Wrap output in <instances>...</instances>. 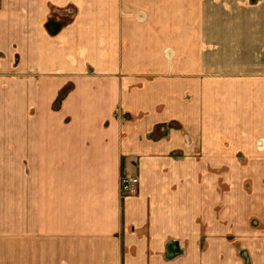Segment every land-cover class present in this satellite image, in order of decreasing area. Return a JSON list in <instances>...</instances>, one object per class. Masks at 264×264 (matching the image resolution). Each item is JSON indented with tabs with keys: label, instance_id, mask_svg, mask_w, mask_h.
<instances>
[{
	"label": "crops",
	"instance_id": "crops-1",
	"mask_svg": "<svg viewBox=\"0 0 264 264\" xmlns=\"http://www.w3.org/2000/svg\"><path fill=\"white\" fill-rule=\"evenodd\" d=\"M246 177L264 0H0V264H264Z\"/></svg>",
	"mask_w": 264,
	"mask_h": 264
},
{
	"label": "rangeland",
	"instance_id": "rangeland-1",
	"mask_svg": "<svg viewBox=\"0 0 264 264\" xmlns=\"http://www.w3.org/2000/svg\"><path fill=\"white\" fill-rule=\"evenodd\" d=\"M241 160L245 162L244 163L245 165H247L249 162L248 159H241ZM244 186L246 189H244L242 193H244L246 200L250 202L252 201L257 202L259 199L261 201L262 206H261L260 214H255V215L250 216V223L254 227L260 228L263 234L264 233V184H261V187H260V184L257 185L259 187V190H256V189L254 190L252 179L250 177H246ZM233 195L235 196V193H230V196L233 197ZM246 217H247V214H246ZM260 224H262L261 227H260ZM261 242L264 243V240H262ZM260 249H261V245H260ZM241 254L242 256H244L246 264H251V257L248 251L246 249H243Z\"/></svg>",
	"mask_w": 264,
	"mask_h": 264
},
{
	"label": "built area",
	"instance_id": "built-area-1",
	"mask_svg": "<svg viewBox=\"0 0 264 264\" xmlns=\"http://www.w3.org/2000/svg\"><path fill=\"white\" fill-rule=\"evenodd\" d=\"M139 185V178L130 174H123L121 177V192L122 195L127 196L134 194Z\"/></svg>",
	"mask_w": 264,
	"mask_h": 264
}]
</instances>
